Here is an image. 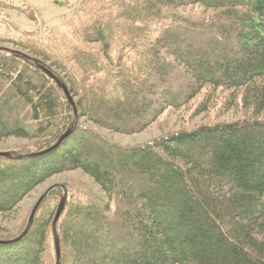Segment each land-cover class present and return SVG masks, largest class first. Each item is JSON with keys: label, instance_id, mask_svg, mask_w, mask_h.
Segmentation results:
<instances>
[{"label": "trees", "instance_id": "trees-1", "mask_svg": "<svg viewBox=\"0 0 264 264\" xmlns=\"http://www.w3.org/2000/svg\"><path fill=\"white\" fill-rule=\"evenodd\" d=\"M107 1L64 38L63 57L27 41L0 45L14 51L0 50V142L38 140L11 152L29 156L76 128L47 155L0 157V214L62 172L83 170L104 191L56 189L31 232L0 245V264H58L54 221L66 190L63 264H264V0ZM33 59L70 87L79 120ZM209 90L198 113L225 90L242 117L136 147L87 125L140 134ZM30 220L0 241L21 238Z\"/></svg>", "mask_w": 264, "mask_h": 264}, {"label": "rangeland", "instance_id": "rangeland-1", "mask_svg": "<svg viewBox=\"0 0 264 264\" xmlns=\"http://www.w3.org/2000/svg\"><path fill=\"white\" fill-rule=\"evenodd\" d=\"M94 1L96 0H0V12L10 15L13 21L11 27L0 23V45L19 48L16 45L17 43L27 41L37 45L39 48L53 50L56 56L63 57V54H68V49H66L68 46H65L64 38L68 37L70 39V37L74 36L72 33L75 25L79 24L86 12L88 13L89 10L95 7L96 4H92ZM99 1L98 3L102 5L108 2L107 0ZM9 32H16L17 37L20 38L9 39L7 36ZM2 33H5V35L3 36ZM95 48L98 51H103V45L101 44L96 45ZM97 54H102V52ZM58 72L65 77L67 76L62 70L58 69ZM210 93L211 90L206 91L191 105L182 110L170 109L163 117H160L156 124L140 134L124 135L110 131L95 123H87V125L94 127L98 133L115 144L123 147H136L145 146L164 135L179 132L186 128L193 129L203 124L230 122L242 117L243 111L238 107L235 109L227 108V99L230 98L231 93L225 90H220L215 95L211 102L212 109L210 111L198 113V109L205 103L206 97ZM85 120L84 118L80 121L84 122ZM38 142V140L16 137L8 138L0 142V152L34 150ZM65 184L76 186L77 188L88 186L99 195L104 196L103 188L85 171L62 172L37 187L18 203L14 210L6 213L1 212L0 232L3 234L19 232L29 218L32 217L31 215L41 197L50 188L57 185L64 186ZM52 251L53 247L50 248L49 252ZM45 260L46 264H53L50 258Z\"/></svg>", "mask_w": 264, "mask_h": 264}, {"label": "water", "instance_id": "water-1", "mask_svg": "<svg viewBox=\"0 0 264 264\" xmlns=\"http://www.w3.org/2000/svg\"><path fill=\"white\" fill-rule=\"evenodd\" d=\"M0 50H4V51H7V52H14L10 49H7L6 47H3V46H0ZM33 60H36V59H33ZM36 62L39 64V67L46 73L48 74L52 79H54L60 86V88H62L66 95L68 96L69 98V101L70 103L74 106V109L76 111V115H77V120H79V110H78V105L76 103V100H75V97L72 96V92H71V89L70 87L65 84V82L63 80H61L54 72H52V70H50L47 66H45L44 64H42L41 61L39 60H36ZM76 120V121H77ZM76 131V128H72L68 131V133H66V135L63 136V138L60 140V142L54 146L53 148H51L50 150H47L45 152H42V153H35V154H32V155H29V156H16L14 155L13 153L11 152H0V157H5V158H9V159H25V158H37V157H41V156H44V155H47L49 153H52L53 151L57 150L58 148H60L63 143L71 137V135ZM58 188H65L64 186H54L52 188H50L46 194L41 197V200L39 201V203L37 204V206L35 207V210L32 214V217H31V220L29 222V227L26 231V233L24 235H22L21 238H19L18 240L16 241H0V245H8V244H12V243H16L18 241H21L23 240L26 235H28L31 230L33 229L35 223L36 222V217L38 215V212L40 211L39 209H41L42 205L45 203V201L48 199L49 196H51V194ZM68 201H69V192L66 190V195L63 197V200L61 202V205H60V208H59V211H58V214L56 216V219L54 221V232H55V238H56V247H57V252H58V264H63L62 263V260H63V248L61 247L62 246V240H61V235H60V231H59V224L61 223L60 221H62V218L66 212V208H67V205H68Z\"/></svg>", "mask_w": 264, "mask_h": 264}, {"label": "built area", "instance_id": "built-area-1", "mask_svg": "<svg viewBox=\"0 0 264 264\" xmlns=\"http://www.w3.org/2000/svg\"><path fill=\"white\" fill-rule=\"evenodd\" d=\"M12 18L10 15L4 13V12H0V23L1 24H4V25H7L8 27H11L12 26ZM14 30V29H13ZM3 34V33H2ZM5 35V33L3 34V36ZM10 38H13V39H18L20 37H17V33L16 32H9V34L7 35Z\"/></svg>", "mask_w": 264, "mask_h": 264}]
</instances>
